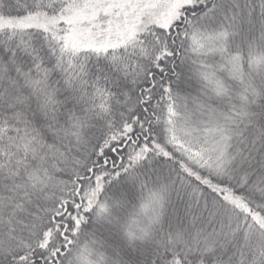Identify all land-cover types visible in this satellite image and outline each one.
<instances>
[{
	"label": "snow or ice",
	"instance_id": "6c2138e0",
	"mask_svg": "<svg viewBox=\"0 0 264 264\" xmlns=\"http://www.w3.org/2000/svg\"><path fill=\"white\" fill-rule=\"evenodd\" d=\"M0 264H264V0H0Z\"/></svg>",
	"mask_w": 264,
	"mask_h": 264
}]
</instances>
